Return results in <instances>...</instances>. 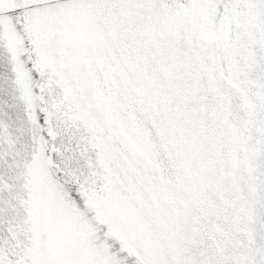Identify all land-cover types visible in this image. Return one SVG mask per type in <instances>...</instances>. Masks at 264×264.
Masks as SVG:
<instances>
[{
	"label": "snow or ice",
	"instance_id": "6c2138e0",
	"mask_svg": "<svg viewBox=\"0 0 264 264\" xmlns=\"http://www.w3.org/2000/svg\"><path fill=\"white\" fill-rule=\"evenodd\" d=\"M0 264H264V0H0Z\"/></svg>",
	"mask_w": 264,
	"mask_h": 264
}]
</instances>
